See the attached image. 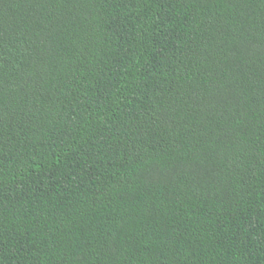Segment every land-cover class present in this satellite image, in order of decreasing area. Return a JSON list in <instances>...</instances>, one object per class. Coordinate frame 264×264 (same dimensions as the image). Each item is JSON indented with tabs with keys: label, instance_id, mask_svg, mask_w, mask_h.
<instances>
[{
	"label": "trees",
	"instance_id": "trees-1",
	"mask_svg": "<svg viewBox=\"0 0 264 264\" xmlns=\"http://www.w3.org/2000/svg\"><path fill=\"white\" fill-rule=\"evenodd\" d=\"M0 264H264V0H0Z\"/></svg>",
	"mask_w": 264,
	"mask_h": 264
}]
</instances>
